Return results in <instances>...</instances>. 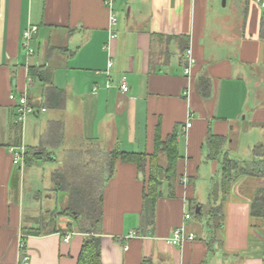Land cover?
<instances>
[{
  "label": "crops",
  "instance_id": "obj_1",
  "mask_svg": "<svg viewBox=\"0 0 264 264\" xmlns=\"http://www.w3.org/2000/svg\"><path fill=\"white\" fill-rule=\"evenodd\" d=\"M107 2L0 0V264L23 257L28 264H77L85 238L67 217L56 218L50 231L27 234L38 228L15 176L25 152H32L30 163L56 164L53 173L89 162L104 166L96 151L151 156L156 136L164 142L174 129L175 177L161 180L148 234L140 233L148 166L140 173L133 163L117 162L111 176L102 168V264H264V221L250 217L264 179L231 185L218 229L205 214L183 219L192 206L205 212L219 175L218 161L208 159L209 130L225 137L223 148L236 156L264 144V8L256 0H111V9ZM30 28L32 55L23 46ZM188 50L194 63L185 74ZM31 68L39 74L32 77ZM122 78L126 94L118 90ZM12 95L25 96L34 110L21 124ZM11 149L23 153L20 164H13ZM157 164L166 165L162 153ZM182 225L196 239L168 244Z\"/></svg>",
  "mask_w": 264,
  "mask_h": 264
},
{
  "label": "trees",
  "instance_id": "obj_2",
  "mask_svg": "<svg viewBox=\"0 0 264 264\" xmlns=\"http://www.w3.org/2000/svg\"><path fill=\"white\" fill-rule=\"evenodd\" d=\"M261 29V35L264 36V21L261 22ZM185 49L186 47L183 46L182 50ZM29 73L32 77H35L37 73L39 74V71L36 68H31ZM40 76L43 77L41 72ZM206 86H208V81L202 80L201 93L206 91ZM177 140L178 131L174 129L173 133L164 142L156 136L155 150L151 156L113 150L105 154L106 163L104 166L100 163L89 162L81 165L75 164L72 167L53 173L52 183L54 191L67 195L65 208L60 214L63 217L74 220L77 224V229L85 234L77 264H102L100 238L102 234L101 207L102 192L104 182H106L100 180L102 168L111 176L117 162L133 163L140 173H144L148 166L149 171L147 178L144 180L142 211L140 213V233L146 235L153 226L156 201L161 196L159 190L161 180L171 183L175 177V165L178 159ZM225 143V137L214 135L210 130L207 132L205 144L208 150V159L218 161L219 175L212 182L205 212L202 207L200 212L195 214L196 207L194 208L193 206L190 212L191 217L196 220H201L206 215L209 227H213L214 229H218L222 225V203L227 198L231 185L243 177L264 179V144L253 146L250 156L247 159H240L223 148ZM159 153H162L166 158L164 168L157 164ZM31 155V151L24 153V164L28 165L31 162ZM70 171L76 176L74 175V178L70 177L68 179V172ZM83 205L85 206L84 209ZM250 217L253 220L264 221V188L257 189L254 194L250 204ZM83 218L85 219L84 223L88 221V228L82 225L79 226V220ZM34 231L29 230L27 234L37 235L42 232L40 229ZM21 249H24L23 244L21 245ZM149 263L150 261H143L142 264Z\"/></svg>",
  "mask_w": 264,
  "mask_h": 264
},
{
  "label": "rangeland",
  "instance_id": "obj_3",
  "mask_svg": "<svg viewBox=\"0 0 264 264\" xmlns=\"http://www.w3.org/2000/svg\"><path fill=\"white\" fill-rule=\"evenodd\" d=\"M83 151L86 152L87 150L84 149ZM107 151L106 149L96 151V153H103L104 155L100 160L105 157V152ZM237 157L240 159H247L249 156L248 153H240ZM55 169H58L56 164L45 160L41 165L34 163L24 165L21 170L15 173L19 188L23 194L24 206L29 212L33 213V215H37L36 218L30 221L36 223L38 230L40 229L42 232L50 231L52 228L54 229V225L58 220L56 218L63 217L60 212L64 210L67 201V195L65 194V197H62L61 195L63 193L61 192H58L57 195L45 193L46 189L53 187L52 175ZM100 179L102 180V176H100ZM47 195L50 198H46ZM82 207L84 209L85 206L83 205ZM48 209L52 212H46ZM84 220V218L79 220L78 224L79 226L82 225L88 228L89 223L88 221L84 223Z\"/></svg>",
  "mask_w": 264,
  "mask_h": 264
},
{
  "label": "built area",
  "instance_id": "obj_4",
  "mask_svg": "<svg viewBox=\"0 0 264 264\" xmlns=\"http://www.w3.org/2000/svg\"><path fill=\"white\" fill-rule=\"evenodd\" d=\"M256 2L260 3V6L262 8H264V3L261 2V0H256ZM107 5L111 9V7H112L111 0H108ZM110 24L112 26H114L116 24V17L113 15L110 18ZM35 32H36L35 28H30L29 30H27L24 33V36H23L24 37L23 46L27 49L28 55L33 54V49L30 48L29 42L31 40L32 34H34ZM114 37H115V35L112 34L110 38L113 39ZM186 56H187V66L188 67L185 69V74H189V66H191L194 63V61L192 60V57H191L189 50L187 51ZM112 65H113L112 62L109 61L107 64V71H106L107 75L109 74L108 71L111 69ZM109 87H110V85L108 84L106 86V88H109ZM118 90L123 94H126L129 91V87L126 83L125 78H122L120 80L119 85H118ZM10 100L15 102V110H16V115H15L16 120L15 121L17 124L23 123L24 118L27 115L34 114V110L28 106L27 99L25 96L17 99L15 96L12 95V96H10ZM190 126H191L190 121H188L187 124L185 125L184 129L186 130V129L190 128ZM10 152L13 155V164L14 165L20 164L23 160V153L18 152L17 150L15 151L14 149H11ZM190 218H191L190 213L184 214V217H183L184 221H187ZM68 239H69V236H66L64 238V241L67 242ZM195 239H196L195 234L192 232H188L186 230L185 226L182 225V226L173 230L172 235L168 239V244L178 247V246H181L185 243L192 242ZM20 264H28V258L23 257Z\"/></svg>",
  "mask_w": 264,
  "mask_h": 264
},
{
  "label": "water",
  "instance_id": "obj_5",
  "mask_svg": "<svg viewBox=\"0 0 264 264\" xmlns=\"http://www.w3.org/2000/svg\"><path fill=\"white\" fill-rule=\"evenodd\" d=\"M222 1H223V2H222L223 5H224V1H225V0H222ZM39 163H40V162H39ZM199 212H200V208L197 207L196 210H195V214H198Z\"/></svg>",
  "mask_w": 264,
  "mask_h": 264
}]
</instances>
